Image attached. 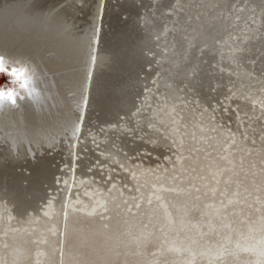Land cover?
<instances>
[{"label":"rangeland","instance_id":"374dc122","mask_svg":"<svg viewBox=\"0 0 264 264\" xmlns=\"http://www.w3.org/2000/svg\"><path fill=\"white\" fill-rule=\"evenodd\" d=\"M126 1L105 0L106 12L110 11L108 12L110 14L105 16V25L103 24L102 27L100 25L101 28L99 27L97 32L106 35V32L111 31L106 20L109 19V15H113V11H115L114 15L118 17V20L126 23L130 21L131 16L135 17L134 21L137 27L142 29L141 33L153 31L152 28H156L153 37V49L142 52L147 62L138 71L137 81L140 80L141 83L135 82L133 84L138 97H135L134 105L128 115H117L115 119L107 120L102 117L98 118L92 101H89V104L84 102L83 96L77 105L73 89L67 87L65 82L60 83V85L65 84L63 85L64 88L59 87L58 84L57 91L61 90L59 94H63L62 89H64L71 105L74 102L69 113L71 112V116L76 122L78 134L68 136L69 130L65 129V124L58 122L54 124L53 131L49 130L52 134L46 135L48 140L52 139L54 143L49 147L46 144H41L38 148L37 155L41 158L50 159L46 162L50 163V169L55 175L52 178L54 181L51 179L50 182L43 185L41 197L37 198V208H33V211L29 210L28 216L31 217L33 213L38 216L49 213L51 220L52 218L54 220L56 207L60 216L63 207H67V203L69 205L75 203V206L84 207L87 206V203H91L93 198H97L92 202V205L98 204L97 209L101 210L98 213L100 221L101 224H104L109 220L111 212H117V217L119 213L127 217L135 215V213L143 216L147 207L157 203L156 205H160V217L163 215L159 224L160 227L163 226L161 228L158 226L156 231L163 232L164 229V231L169 230L168 228L171 226V221L166 220L169 218H165L168 217V215L166 216L168 207L171 208L176 199H182L181 202L185 203L184 205L187 207L193 204H199L198 206L202 204L198 207V210L202 208L200 213H197L200 216L197 215L198 220L202 225L208 226L209 223H206V220L210 221L207 218L209 215L206 214L208 213L207 208L212 212V216L215 211L217 213L225 212L230 207L232 211L226 214L234 213L235 217L232 214L229 217L232 218L233 216L236 221L231 219L229 224L239 221L236 225L240 223V227L243 228H240L241 231L246 226L248 229L257 217L259 219L264 216V90L258 89V86L264 84V71L261 70L257 61L260 54H252L245 49L246 44L250 41H264V27L261 20L264 15V0H203L204 2L202 0H132V2L134 1L131 3L132 6L128 4L132 10L128 5L126 6ZM57 2L62 8L69 7H67L70 14L69 20L73 19L70 24V31L72 30L74 33L71 34L72 37L81 33L89 25L90 19L96 17L94 6L97 5L98 0H56ZM249 6L251 7L249 13L252 14L247 20L241 22L243 18L238 17V14ZM110 8L111 10H109ZM51 14L49 13V15ZM49 17L42 14L35 19L41 20V22L45 20L42 23H46L47 20L49 21ZM208 19L210 20L208 21ZM11 22L13 24V21ZM74 22L77 25H74ZM42 23L37 22L38 25ZM199 24L209 25L210 29L215 25L223 26L222 33L217 35L214 43H211V48L216 46L222 50V56L216 57L217 60L225 57V55L231 57L223 58L224 62L220 69L216 67L226 79L222 83V88H219L221 90L220 95L213 94L215 96H212L214 102L210 97L208 105L200 103L197 94L188 90L185 84L176 86L171 82L172 70L179 68V65H176L178 61L186 60L190 53L200 60L203 57L202 54L205 55V51L208 50L207 45L202 46V43L195 39ZM248 27L251 28L248 30ZM109 38L110 36L106 35L101 40V45L99 44L98 47V58L104 53L106 47L104 42L108 41ZM94 44L95 42L89 45L90 49L93 48ZM242 55H247V57L241 59L240 56ZM203 63H205V59ZM193 66L191 68L187 66L190 73L189 77H194L197 70L199 72L212 70L216 64L212 63L204 68L198 64H193ZM30 68L34 69L33 66ZM92 70H95L96 73L98 68ZM64 72L58 71L56 74L62 76ZM35 74L37 76L42 72L36 71ZM106 74H108L107 71L105 77ZM45 75L47 76L43 75L44 78L40 76V78L33 77V79L25 75V78L29 80L27 89H21L19 85H11L4 75L0 77V88L20 91L18 95L21 94L22 96L30 95V90H33L38 79L39 81L50 80V77H53L50 74ZM247 79L253 81L252 87H257L256 93L259 91L262 93H259L255 104L247 103L250 106L242 110L240 105L244 103L242 102L244 99L243 86ZM107 82L104 81L103 83L106 85ZM211 93H213L212 90ZM156 109H160L158 113H156ZM185 112H190V121L182 119L181 113ZM189 115L186 114V118ZM154 119L158 120L156 123L158 126L160 125V128H155ZM202 121L207 137L198 138L194 136L195 131L190 125L192 122L200 123ZM221 128L227 134L223 141V148L219 154L215 155L211 146L213 138L218 129ZM182 138L184 142L181 140ZM162 142L164 143L162 144ZM2 147L3 144L0 143V151ZM155 149L158 151L156 152ZM23 157L15 169L16 174L21 178L27 177L32 171L31 165H27L31 158L26 156L27 159H23ZM0 163L7 166L9 161L0 159ZM258 176L259 178H257ZM22 185H26V182H23ZM107 194L109 195L107 196ZM110 194L115 195L110 197ZM150 200L151 202H149ZM83 201L85 204H81ZM2 204L0 216L5 217L9 211L7 204L4 202ZM164 207L166 210L163 209ZM43 210L45 212L41 214ZM107 212L110 214L106 215ZM253 212L254 215H259L255 217L252 215ZM250 213L254 219L252 217L250 219ZM205 214L206 216H204ZM226 214L219 216L224 218L223 223L229 222L226 220ZM213 216L216 217V215ZM240 216H244L242 217L244 222ZM42 220L45 219L42 218ZM251 220L253 222L250 223ZM8 223L3 225V232L0 231L2 232L0 234L1 240L18 225L14 218H9ZM33 223L35 225L36 221ZM48 224L50 225L48 226ZM46 226L49 227L45 230L46 234L51 235L56 232L57 235H60V221L57 225L58 229L51 222H47ZM245 230L242 231L243 234L246 233ZM171 240L173 242L172 237ZM176 240L174 238V241ZM223 240H227V238L224 237ZM44 242L42 240V243ZM159 242L158 245L163 243V241ZM205 242L204 244L207 245V241ZM60 249L57 239L55 244L57 259L61 256Z\"/></svg>","mask_w":264,"mask_h":264},{"label":"bare ground","instance_id":"6f19581e","mask_svg":"<svg viewBox=\"0 0 264 264\" xmlns=\"http://www.w3.org/2000/svg\"><path fill=\"white\" fill-rule=\"evenodd\" d=\"M34 1L35 0H30V3H26V6H22L24 2L20 3L16 0H5L4 6L0 8V30L6 27V25L9 26V24H11L9 27L17 28L16 32L22 37L21 41L26 39L37 42L33 50L27 48L23 50L24 52H17L13 49L3 50L5 47L2 48V41L0 40V56L4 57L8 64L22 67L25 75L32 79L33 77L40 78V76L43 75L47 76L45 74L53 75L52 78L50 77V80L44 79L39 81L38 79L36 84L33 83L35 85L33 90H30V95H18L20 91L16 90V103L14 105L9 101L0 104V143H5L4 148L0 151V159L15 162V165L12 164L10 167H6L3 171H0V208L2 202H4L7 204L9 211V213L7 212V216H0V231L4 224H9V218H14L18 224L13 228V231L11 230L12 232L6 228V230L8 229L9 231V235L4 232L6 234L5 237H3V240L0 239V264H264V216H261L259 219H257V217L253 224L251 220L249 228L247 229V226L244 227L246 233L243 234L242 231L244 230L241 231L240 228H242V226L240 227V223L236 225L239 221L233 222L234 220L236 221L233 215L234 213H230L234 216H232V218L229 217L230 214H226L232 211L230 207L227 208L225 212L217 213V211H215L213 215H216V217L212 215L213 218H211L212 212L207 208L206 210L208 213L206 214L209 215L207 218L210 220H206V223H209L208 227L206 224L202 225L199 222L200 220H198L199 215L197 213H200L202 209L198 210V207L202 204L200 206H198L199 204H193L187 207L184 205L185 203L181 202V198V200L176 199L172 207H168L166 211L168 212L166 214L168 217L165 218H169L166 220L171 221V226H169V230L164 231V229L163 232L156 231L158 226L160 227L159 222L163 217L162 214L160 217V205H156L157 203L147 207L143 216L139 214L136 215L135 213V215H129L130 217H127L119 213L117 217V212H111V214L107 212L106 215L109 213L111 216L104 224H101L100 221L98 213H100L101 210L97 209L98 204L95 203L92 205V202L97 198H93L92 202L89 204L87 203V206L84 207L81 205L75 206V203L70 205L67 203L66 208L62 206L63 209L60 216L56 207V209H54V220L53 218L51 220L49 213H46V215L43 214L45 212L44 210L41 213L43 214L42 216H38L35 213H33L31 217L28 216L27 212L29 210L33 211V208H37V198L41 196L43 185L50 182L49 179H52L55 174L50 169V163L46 161L33 163L31 160L33 163H31L32 171L25 178H21L16 174V166L19 164L22 157L26 156L27 152L32 154L33 152L36 153L41 144L50 146L54 143L52 139L48 140L46 136L47 134H52L49 130L53 129L54 124L63 122L65 124V129L69 130L68 136L78 134L76 122L73 120L71 112L69 113L74 102H72L71 105L64 89H62L63 94H59L61 90L57 91L58 84L59 87H63V85L66 84L67 87L73 89L74 92L71 91L75 96L77 105L80 103L83 96L85 99L84 102L89 104V101L91 102L92 97L95 95L93 105L95 111H100L99 116L103 119L110 120L115 119L117 115H128L134 105L135 97H138V93L136 94L134 91L133 84L135 82L141 83L140 80L137 81L138 71L142 69V66L147 62L142 52L144 50L153 49V37L155 36L156 29L152 28L153 31L150 30L141 33L142 29L140 30V27H137L134 21L135 17L131 16L130 21L126 23L120 21V19L118 20V17L114 15L115 11H113V15H109L110 19L106 20V24H108V26L110 25L111 31L106 32V35L108 37L110 36V45H107L108 47L106 46L108 48L106 58H102L103 56H101V61L107 63L108 74H106V77L108 80H106V77L100 80V82H108L106 83L105 90L100 86V90L102 91L97 97L98 94H95L94 91L96 73L95 70L92 69H96L100 66L98 61V47L101 40L106 37V35L97 32L100 25L101 27L103 24L105 25L104 18L107 13L110 12H106L107 7L105 0H98L97 5L94 6L95 9L93 8L96 17L94 15L95 18L90 19L89 25H87L81 33L73 37L71 34L74 33H72V30L70 31V24L73 22V19L69 20L70 14L67 10L68 6L62 8L58 2L56 3V0H54L55 3L52 0ZM133 2L132 0H127L126 6L128 4L131 5ZM16 6L22 8L20 9ZM129 8L132 10L130 6ZM249 8L251 7L244 8V10H241L238 14V17L241 19L243 18L241 22L247 20L252 14L249 13ZM109 10H111V8ZM49 13L52 14L49 15ZM42 14H44V16H50L49 21L47 20L46 23H42L45 20L42 19L43 21L41 22V20L37 21L35 19V17L41 16ZM209 20L210 19H208V21ZM261 20L264 27V15ZM11 21H13V24ZM37 22L42 24L38 25ZM73 24L77 25L76 22ZM211 24L213 23L211 22ZM222 27V25H215L210 29L209 25H197V38L195 39L202 43V46L207 45L208 50L205 51V55L202 54L203 57L200 60L193 56L192 53L187 56L186 60L182 59L178 62L176 60V65L178 64L179 68L172 70L171 82L176 86L185 84L188 90L197 94L199 102L204 103V105H208L209 98L211 97L212 99L213 94L217 96L220 95V89L226 77L218 71L224 62L223 58H231L225 55V57L217 60L216 57L221 55L222 50H219L216 46L211 48V43H214L217 35L222 33ZM250 28L251 27H248L247 29L249 30ZM7 30L10 31V29ZM101 31L104 32V30ZM94 42L93 48L90 49L89 45ZM245 50L252 54H260L257 61L261 70L264 71V41H250L246 44ZM32 51H34V53L31 54L30 52ZM44 53L47 54L49 59H47L48 57L45 56ZM244 57L246 58L247 55L240 56L241 59ZM236 58L239 59L237 56ZM204 59L205 63H203ZM212 63L216 64L215 68L212 70L209 69L207 72L203 69V71L200 72L197 70L194 77H189L190 73L189 69L187 70V66L191 68L194 67L193 64H198L201 68H204L210 66ZM32 66L34 69L30 68ZM36 71H41L42 74L36 76ZM58 71L65 72L62 76H58L56 74ZM254 71L256 70L254 69ZM62 82H65V84L60 85ZM103 82L102 86L105 85ZM251 83H253L252 80H245L242 93L244 95L242 102L244 103H240L242 110L255 104L259 93H262L261 91L256 93L257 87H252ZM258 89L264 90V84L260 87L258 86ZM211 90L213 93H211ZM92 94L94 95L91 96ZM212 100L214 102V99ZM247 103H250V105ZM158 110L160 109H156V113H158ZM185 113H181L182 119L184 118L185 121L187 119V121H190V112L186 113L190 116L187 118ZM27 120L33 122L32 124H35V126L33 128L27 127L26 129L25 121ZM154 120L155 128H160V125L158 126L156 123L158 120ZM190 126L195 131L194 136L198 138L207 137V135H205L203 121L200 123L192 122ZM223 130L222 128L218 129L217 134L213 138L211 149L215 152V155L219 154V151L223 148V141L227 134ZM156 137L158 138V136ZM181 140H183V138ZM195 141L198 142L197 140ZM163 143L164 142H162V144ZM23 146H26L27 152L22 150ZM157 151L158 150H156V152ZM212 157L214 156L212 155ZM257 178H259V176ZM31 180H33V183ZM52 181L54 180L52 179ZM23 182H26V185H22ZM108 195L109 194H107V196ZM114 195L115 194L110 197ZM28 196L31 199H29ZM166 196L168 197V195ZM149 202H151V200ZM81 204H85V202L83 201ZM135 205L137 204L135 203ZM165 207L163 209L166 210ZM110 211L114 210L111 209ZM206 214L204 216H206ZM223 214L224 216L226 214V220L229 221L233 219L232 222L234 224H229L230 221L223 223L222 220H224V218L219 217ZM252 215L256 217L259 214L254 215L253 212ZM252 215L250 219L253 218ZM42 218L47 220L46 223H44L45 220H42ZM35 221L36 223L34 225L33 222ZM59 221L61 224L60 235H57L56 232H53L51 235L46 234L47 232L45 230L49 228L48 226L50 225L48 224V226H46L47 222H51V224L58 229L57 225ZM242 221L244 222L243 219ZM162 226L163 225H161V227ZM256 229H258L259 232ZM225 231L226 233H224ZM2 232H0V234H2ZM171 237L173 238V242ZM176 237L178 238L177 240ZM224 237L225 239L227 238V240H223ZM174 238L176 241H174ZM57 239L59 240L61 248V251H59L61 256L58 259L55 253ZM42 240L43 242L46 240V242L42 243ZM159 241H163V243L158 245L157 243ZM205 241H207V245H205ZM152 252L155 253L152 254Z\"/></svg>","mask_w":264,"mask_h":264},{"label":"water","instance_id":"95a60500","mask_svg":"<svg viewBox=\"0 0 264 264\" xmlns=\"http://www.w3.org/2000/svg\"><path fill=\"white\" fill-rule=\"evenodd\" d=\"M16 1H19L20 3L21 2H24L23 4H22V6H26L28 3H30L29 1L30 0H16ZM36 1V0H35ZM34 1V2H35ZM27 3V4H26ZM4 4H5V0H0V8H2L3 6H4ZM26 4V5H25ZM107 14H109V13H107ZM109 17V16H108ZM110 19V18H109ZM7 29H10V31H8ZM16 29L17 28H12V27H9L8 25H6V27H3L2 28V30H0V40L2 41L1 43H2V48L3 47H5V48H3V50H10V49H13V50H15V51H17V52H24L23 50L24 49H27V48H30V49H34V47H36V45H37V42H32L31 40H26V39H24L23 41H21V39H22V37L21 36H19V34L16 32ZM8 35V37H7V35ZM5 36V37H4ZM108 43V44H107ZM104 44L107 46V45H110L109 44V40L108 41H106V42H104ZM1 47V46H0ZM108 47V46H107ZM107 47H105V49H107V50H105L104 49V53L102 54V58H106V54L108 53V48ZM7 48V49H6ZM1 49V48H0ZM26 52V51H25ZM31 54L32 53H34V51H32V52H30ZM101 57L99 58V64H100V66H98L97 68H98V70L96 71V78H95V85H94V91H95V94L97 93L98 95H97V97L99 96V93L102 91V90H100V86L102 87V88H104V90H105V86L106 85H104V86H102V82L103 81H101L100 82V80H102L104 77H105V72L107 71V63L105 62V61H101V59H102ZM100 69H102L101 71H100ZM106 69V70H105ZM105 71V72H104ZM98 74V75H97ZM104 75V77H102ZM1 76H4V75H0V77ZM99 78H100V80H99ZM10 83V82H9ZM5 85H7V83H5ZM1 86V85H0ZM8 86V85H7ZM94 95V94H93ZM95 101V95L92 97V104H93V102ZM96 113H98V118L99 117H101V116H99V114H100V111H96ZM33 122H31V121H25V127H26V129H27V127H30V128H33L34 126H35V124H32ZM4 146H5V143L3 144V147L2 148H4ZM47 147H49V146H47ZM22 150H25L26 152L28 151L27 149H26V146L24 147H22ZM26 154V153H25ZM38 154V151L36 152V153H34L33 152V154L32 153H30V152H27V154H26V156H29L31 159H29L28 161H29V163H27V165L29 166V164L31 165V163L33 162V163H37V162H43V161H46V160H49L50 161V159H48L47 157L46 158H41L39 155H37ZM26 156H24L23 157V159H27L26 158ZM31 160H32V162H31ZM10 163L7 165V166H3L2 165V163H0V171H3V169L4 168H8V167H10L12 164L13 165H15V162L13 163L12 161H10V160H8ZM32 163V164H33ZM20 164V163H19ZM15 168V167H14ZM27 169H28V167H27ZM51 180V178L49 179V181ZM31 182L33 183V180H31ZM42 190V189H41ZM41 194H42V192H41ZM31 196V195H30ZM41 197V196H40ZM29 199H31V198H29ZM13 210V209H12ZM14 210H15V207H14Z\"/></svg>","mask_w":264,"mask_h":264},{"label":"snow or ice","instance_id":"6c2138e0","mask_svg":"<svg viewBox=\"0 0 264 264\" xmlns=\"http://www.w3.org/2000/svg\"><path fill=\"white\" fill-rule=\"evenodd\" d=\"M0 75H5L11 85H19L21 89H27L28 80L25 78V72L22 67L10 65L4 57L0 56ZM16 93L11 89H0V104L5 101L16 103Z\"/></svg>","mask_w":264,"mask_h":264}]
</instances>
